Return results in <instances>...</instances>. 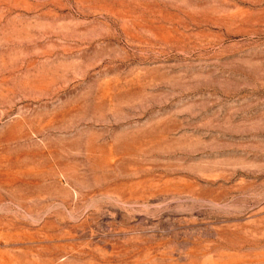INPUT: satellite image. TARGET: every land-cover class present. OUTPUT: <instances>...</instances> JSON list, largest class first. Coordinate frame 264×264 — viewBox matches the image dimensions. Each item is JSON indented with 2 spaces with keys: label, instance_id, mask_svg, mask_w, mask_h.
Returning a JSON list of instances; mask_svg holds the SVG:
<instances>
[{
  "label": "rangeland",
  "instance_id": "374dc122",
  "mask_svg": "<svg viewBox=\"0 0 264 264\" xmlns=\"http://www.w3.org/2000/svg\"><path fill=\"white\" fill-rule=\"evenodd\" d=\"M0 264H264V0H0Z\"/></svg>",
  "mask_w": 264,
  "mask_h": 264
}]
</instances>
